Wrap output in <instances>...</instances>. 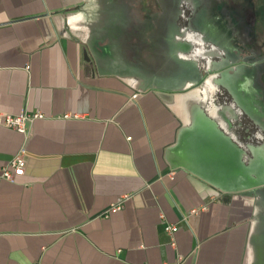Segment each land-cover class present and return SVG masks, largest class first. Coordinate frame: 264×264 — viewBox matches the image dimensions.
Returning a JSON list of instances; mask_svg holds the SVG:
<instances>
[{
	"label": "crops",
	"instance_id": "obj_1",
	"mask_svg": "<svg viewBox=\"0 0 264 264\" xmlns=\"http://www.w3.org/2000/svg\"><path fill=\"white\" fill-rule=\"evenodd\" d=\"M131 10L0 0V113L45 115L0 126V172L27 159L0 182V264H264V137L242 140L216 70L177 77Z\"/></svg>",
	"mask_w": 264,
	"mask_h": 264
},
{
	"label": "rangeland",
	"instance_id": "obj_2",
	"mask_svg": "<svg viewBox=\"0 0 264 264\" xmlns=\"http://www.w3.org/2000/svg\"><path fill=\"white\" fill-rule=\"evenodd\" d=\"M206 1L129 0L134 22L152 21L153 26L147 32V36L152 38L153 45L161 43L163 39L171 40L169 41L171 44L165 43L167 50L163 55L173 65L175 59L178 58L177 65L181 68L175 72L177 77L179 73L181 76L186 74L196 62L202 67L207 64L209 70L213 69L218 65L216 60L227 51L225 45H232L235 50L240 47L243 50H248V48L252 50V48H260L262 40L264 42V0H258V5L255 7L250 2L241 6L232 3L230 7H225L224 0H219L217 6L211 1L210 4ZM184 6L186 9L182 10ZM255 9L259 12L257 27L256 17H254ZM142 10L145 13H142ZM243 14H245V19L241 17ZM214 17H219L220 19H217L219 22ZM240 19L242 23L239 22ZM145 27L150 26L147 23ZM255 30L263 34V37L258 34L256 38ZM228 33H234L237 37L232 41L230 37H226ZM215 36L217 43L214 41ZM153 47L155 48L156 45ZM235 50L233 53L230 50L229 55H236ZM154 56L158 58L157 53H154ZM237 96L239 110L243 109L248 115L253 114L256 117L255 109L245 104L240 95L237 94ZM256 96H258L256 100H264L262 90ZM246 137L249 136L242 133V140Z\"/></svg>",
	"mask_w": 264,
	"mask_h": 264
},
{
	"label": "flooded vegetation",
	"instance_id": "obj_3",
	"mask_svg": "<svg viewBox=\"0 0 264 264\" xmlns=\"http://www.w3.org/2000/svg\"><path fill=\"white\" fill-rule=\"evenodd\" d=\"M210 1L212 4H216L217 6L219 0H207L206 2L210 4ZM247 2L252 3L254 7L258 5V0H224L223 4L225 7H230L232 3L241 6L247 4ZM185 9L186 7L184 6L182 10ZM199 9L200 8H198V10ZM142 13L145 12L142 10ZM148 13L151 14L152 12ZM255 14L256 15H254V17H256L255 20L257 27L259 19V12H257V9H255ZM241 17L244 19L246 18L245 14H243ZM214 18L217 22H219V20H217L220 19L219 17ZM239 22L242 23V20L240 19ZM147 23L150 26L148 29L151 30L153 26L152 21H148ZM147 23L144 22L145 25ZM255 31L256 38L258 34L260 36L263 35H261L257 30ZM211 37L213 38V36ZM226 37H230L233 41L237 36H235L234 33H228ZM163 41L165 43L171 44V42H169L171 41L170 39H163ZM214 41L217 43L216 36L214 37ZM225 47L227 48V51L216 60L218 65L213 68L214 71L216 70L215 82L219 86L220 90L217 95V100L221 104L226 103L234 105V109L236 111L235 114H237V118H239L237 120L236 129H238L241 134L244 133L249 136L252 134L254 137L262 135L264 137V100L261 101L255 99L258 97L256 96L257 93H261V90L264 94V42L262 40L260 43V48H252V50L249 48L248 50H243L241 47L240 49L235 50L232 45H225ZM230 50L232 53L235 50L236 55L233 54L230 56ZM203 69L205 71L206 69H209L207 68V64L204 65ZM207 72L199 81L200 84L204 83L206 80ZM237 94L240 95V98L245 102V104L255 109L256 117L253 116V114L248 115L243 109L239 110V105L237 104ZM256 140H258L259 143L263 142L258 138Z\"/></svg>",
	"mask_w": 264,
	"mask_h": 264
},
{
	"label": "built area",
	"instance_id": "obj_4",
	"mask_svg": "<svg viewBox=\"0 0 264 264\" xmlns=\"http://www.w3.org/2000/svg\"><path fill=\"white\" fill-rule=\"evenodd\" d=\"M64 117L78 118L79 115L67 114ZM45 115L41 111L30 112L28 110H22L20 114L14 115L10 113H0V126L4 128H9L16 131L19 134L28 135L31 129V124L36 119H44ZM26 148L22 149L15 154V156L8 161V163L1 168L0 172V182H15L17 178L23 177L26 174ZM123 202H118L112 204L109 210L104 214L105 218H109L111 214L117 213L122 210ZM207 207H198L197 209H192L191 214L197 215L202 211H206ZM178 231V226L173 223L166 224L165 232L168 236L172 237V246L176 245L175 233Z\"/></svg>",
	"mask_w": 264,
	"mask_h": 264
}]
</instances>
